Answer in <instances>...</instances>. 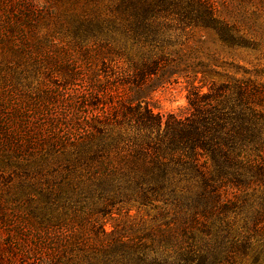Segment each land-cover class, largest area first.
Returning <instances> with one entry per match:
<instances>
[{"label": "rangeland", "instance_id": "obj_1", "mask_svg": "<svg viewBox=\"0 0 264 264\" xmlns=\"http://www.w3.org/2000/svg\"><path fill=\"white\" fill-rule=\"evenodd\" d=\"M115 1L0 0V264L56 260L59 248L54 250L50 230L35 215L50 205L55 217L64 211L63 203L71 204V229L82 237L91 233V224L93 233L101 223L107 231L135 232L170 219L153 205L85 193L97 175L83 160L70 161L55 149L72 150L87 134L85 120L117 104L97 88L106 77L116 79L133 62L161 53L181 59L180 68L187 71L154 93L155 111L186 115L191 82L245 85L264 111V0H209L215 14L235 29L237 40L231 42L169 12L154 15L152 31L138 36L111 25L94 36L83 33L98 16L108 25ZM149 40L158 45L145 44ZM49 151L53 154L42 160ZM228 192L242 196L231 187Z\"/></svg>", "mask_w": 264, "mask_h": 264}, {"label": "trees", "instance_id": "obj_2", "mask_svg": "<svg viewBox=\"0 0 264 264\" xmlns=\"http://www.w3.org/2000/svg\"><path fill=\"white\" fill-rule=\"evenodd\" d=\"M112 11L108 25L98 16L83 33L94 36L111 25L138 36L152 31L154 15L169 12L186 25L215 31L224 42L237 40L209 0H116ZM182 63L160 53L133 62L116 79L106 77L97 88L117 104L85 120L87 134L72 150L54 146L97 175L85 193L153 205L170 219L135 232L107 231L101 223L93 233L91 224V233L82 237L72 232L71 204L63 203L64 211L55 217L54 206L43 207L35 215L50 230L59 256L33 264H257L264 259V111L245 85L215 82H191L186 115L155 111L154 93L177 81L186 69ZM124 130L131 135L125 137ZM230 187L242 196L230 197Z\"/></svg>", "mask_w": 264, "mask_h": 264}]
</instances>
